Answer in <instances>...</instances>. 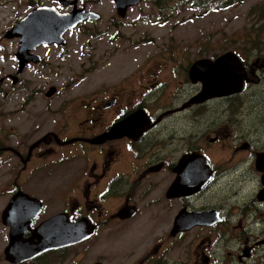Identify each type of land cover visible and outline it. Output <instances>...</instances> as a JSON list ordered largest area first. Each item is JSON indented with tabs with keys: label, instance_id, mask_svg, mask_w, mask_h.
<instances>
[{
	"label": "flooded vegetation",
	"instance_id": "af4514ba",
	"mask_svg": "<svg viewBox=\"0 0 264 264\" xmlns=\"http://www.w3.org/2000/svg\"><path fill=\"white\" fill-rule=\"evenodd\" d=\"M64 8L73 6L57 10L69 12ZM99 20L86 19L66 32H86V46L94 49L88 56L90 84L43 85L32 98L11 93L8 113L0 115V165L8 166L5 181L12 186L4 208L19 191L41 205L22 237L28 239L56 215L73 225L78 238L85 237L35 259L51 255L60 261L72 249L74 259L66 264H264V136L257 135V114L240 113L249 105L262 110L264 120V55L241 56L234 49L221 53L240 62L242 89L198 102L201 75L191 73L193 64L220 55L179 62L166 80L160 76L169 67L154 52L144 58L142 36L134 34L136 42L124 51L138 54L136 67L119 70L122 76L114 83L95 82L103 73L91 64L101 52L129 43L128 35L118 32L112 44L103 43L107 33L96 35ZM40 47L30 52L32 60L20 73L14 54L16 72L6 77L12 86L21 84L28 68L46 71L36 53ZM180 55L185 58L184 52ZM69 73L70 80L78 74ZM51 88L53 95L47 97ZM29 91L30 81L24 88ZM62 166L70 167L58 181L59 208L48 215L47 200L24 189ZM2 211L8 244L10 228L2 223ZM17 229L23 230V224ZM85 255L91 256L88 263Z\"/></svg>",
	"mask_w": 264,
	"mask_h": 264
},
{
	"label": "rangeland",
	"instance_id": "374dc122",
	"mask_svg": "<svg viewBox=\"0 0 264 264\" xmlns=\"http://www.w3.org/2000/svg\"><path fill=\"white\" fill-rule=\"evenodd\" d=\"M39 6H55L60 9L57 0H0V80L4 79L3 83H0V115L8 113V98L12 96L11 93L19 98L27 96L32 98L35 97L36 89H44L43 85L54 84L65 89L67 87L65 84L73 88L90 84L92 81L93 75L88 73L90 65L88 56L94 49H91L90 45L86 46L89 41L86 32L82 30L64 34L67 42L64 48L43 46L36 51L47 64V72L40 67L28 68L22 76L21 84L17 86H12L10 80L6 78L16 72L17 62L14 54L18 49L19 41L17 38L5 39V34L29 11ZM78 7H86L100 17L96 22L99 29L96 35L107 33L108 38L103 39V43L112 44L111 40L114 39L111 38L117 32L124 37L128 35L129 43H124L115 52L107 54L101 52L99 60L97 61L96 58L91 64L103 73L95 74V82L102 80L107 81L106 83H114L122 76L119 70L136 67L138 54L134 51L131 53L124 51V48L126 44H134L136 37L139 38L140 35L142 47L139 50L143 57L154 52L155 59L163 64L164 68L169 67L165 68L163 76H160L166 80L169 79L171 67L186 59L194 61L197 56L206 57L211 54L219 56L224 51L232 49L241 56L253 52L264 55V0H238L224 9L217 10L210 7L195 10L188 0H143L134 10L127 13L124 19L117 17V21L114 19L116 13L113 0H78ZM69 10L63 9V11ZM134 34H137L136 37L132 36ZM181 52H184L185 58L180 55ZM82 53L83 56L79 57L78 55ZM70 71L77 72L78 74H74V77H77L70 80ZM43 73L47 74L46 80ZM119 74L121 76H118ZM28 81L31 91L25 93L24 88ZM240 113L257 114L255 120L256 129L259 131L257 135L264 136L262 110L253 111L247 105L240 110ZM242 124L244 122L240 123ZM69 167L62 166L60 170L55 169L52 174L44 176L41 181L31 182L29 187L24 189L25 192L41 200H47L48 215L59 208L56 194L58 181ZM0 168V172L4 173L0 178L1 213L11 196L12 186L5 181L8 177V166L2 164ZM47 214L44 213L43 216L47 217ZM7 233V229L0 222V264H8L3 256L8 241ZM73 254L74 251L71 249L65 254L67 258H61L60 261L48 255L43 259L38 258L23 264H66L74 259ZM83 258H87L85 260L88 263L91 256L85 255Z\"/></svg>",
	"mask_w": 264,
	"mask_h": 264
},
{
	"label": "water",
	"instance_id": "95a60500",
	"mask_svg": "<svg viewBox=\"0 0 264 264\" xmlns=\"http://www.w3.org/2000/svg\"><path fill=\"white\" fill-rule=\"evenodd\" d=\"M140 2L141 0H114V7L117 15L123 18L129 7L138 5ZM75 4V0L69 3L59 0L61 7L73 6L68 13H60L55 7L50 6L37 7L27 13L5 34L6 39H19L16 52L20 65L18 73L21 72L25 63L32 60L33 55H30V52L35 48L51 44L63 46L65 44L63 35L66 31L73 29L86 19H99L97 14L77 9ZM191 73L201 75L199 81L202 84V93L198 102L239 93L243 86L242 66L231 53L219 56L214 62L198 61L193 65ZM52 95L53 89L51 88L46 96ZM139 113L142 112H136V114ZM40 210L39 201L20 191L10 199L1 214L3 225L10 228L9 242L3 250L6 262L20 264L47 251L72 246L84 238H78L73 231V225L57 215L44 221L31 231V237L24 239L22 236L27 231V226ZM16 224H23L24 229L18 230Z\"/></svg>",
	"mask_w": 264,
	"mask_h": 264
},
{
	"label": "trees",
	"instance_id": "16d2710c",
	"mask_svg": "<svg viewBox=\"0 0 264 264\" xmlns=\"http://www.w3.org/2000/svg\"><path fill=\"white\" fill-rule=\"evenodd\" d=\"M238 0H188L195 10L210 7L215 10L224 9Z\"/></svg>",
	"mask_w": 264,
	"mask_h": 264
}]
</instances>
